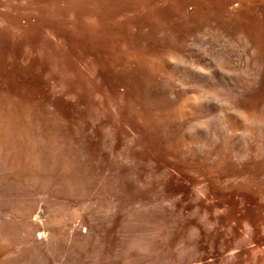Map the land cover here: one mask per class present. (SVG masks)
Listing matches in <instances>:
<instances>
[{"label":"bare ground","instance_id":"bare-ground-1","mask_svg":"<svg viewBox=\"0 0 264 264\" xmlns=\"http://www.w3.org/2000/svg\"><path fill=\"white\" fill-rule=\"evenodd\" d=\"M0 44V264H264V0H0Z\"/></svg>","mask_w":264,"mask_h":264},{"label":"rangeland","instance_id":"rangeland-1","mask_svg":"<svg viewBox=\"0 0 264 264\" xmlns=\"http://www.w3.org/2000/svg\"><path fill=\"white\" fill-rule=\"evenodd\" d=\"M2 64H3V54H2V46L0 44V85L2 84L1 86H5L4 88H8L10 87L11 81L13 82L17 81V76L15 74H12L9 71V69H7L6 67H3ZM20 94L24 98H26L27 96V93L25 90L20 91ZM29 121L31 122L32 120H29Z\"/></svg>","mask_w":264,"mask_h":264}]
</instances>
